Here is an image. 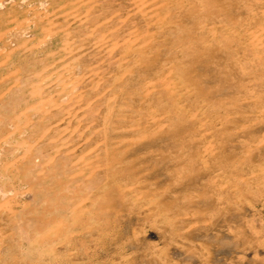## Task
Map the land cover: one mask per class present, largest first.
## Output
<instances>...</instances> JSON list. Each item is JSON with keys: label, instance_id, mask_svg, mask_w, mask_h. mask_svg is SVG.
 Here are the masks:
<instances>
[{"label": "rangeland", "instance_id": "1", "mask_svg": "<svg viewBox=\"0 0 264 264\" xmlns=\"http://www.w3.org/2000/svg\"><path fill=\"white\" fill-rule=\"evenodd\" d=\"M263 75L264 0H0V264H264Z\"/></svg>", "mask_w": 264, "mask_h": 264}, {"label": "bare ground", "instance_id": "2", "mask_svg": "<svg viewBox=\"0 0 264 264\" xmlns=\"http://www.w3.org/2000/svg\"><path fill=\"white\" fill-rule=\"evenodd\" d=\"M66 1V0H65ZM73 1V0H72ZM81 1V0H80ZM84 1V0H83ZM58 2V1H57ZM77 2V1H76ZM90 2V1H89ZM132 2V1H131ZM65 3V2H64ZM21 4V3H20ZM66 4V3H65ZM68 4V3H67ZM75 4V3H74ZM86 4V3H85ZM77 5V4H76ZM85 6V5H84ZM93 6V5H92ZM71 7V6H70ZM53 8V7H52ZM77 8V7H76ZM84 8V7H83ZM70 9V8H69ZM73 9H74V7H73ZM88 9V8H87ZM45 10V9H44ZM90 10V9H89ZM48 12H49V10H48ZM58 13V12H57ZM14 14V13H13ZM78 15V14H77ZM80 15V14H79ZM87 15V14H86ZM113 16V15H112ZM50 17V16H49ZM45 19V18H44ZM37 20V19H36ZM46 20V19H45ZM108 20V19H107ZM41 21V20H40ZM81 21V20H80ZM35 22H37V21H35ZM19 23V22H18ZM34 23V22H33ZM43 23H44V21H43ZM73 23V22H72ZM41 24V23H40ZM45 24V23H44ZM51 24V23H50ZM71 24V23H70ZM128 24V23H127ZM35 25V24H34ZM98 26V25H97ZM22 27V26H21ZM35 27V26H34ZM44 27V26H43ZM84 27V26H83ZM15 29V28H14ZM16 29H17V27H16ZM24 29V28H23ZM60 29V28H59ZM86 29V28H85ZM50 30V29H49ZM40 31H41V29H40ZM54 31V30H53ZM55 32V31H54ZM12 34V33H11ZM25 34V33H24ZM2 35V34H1ZM41 35V34H40ZM211 35V34H210ZM48 36V35H47ZM69 36V35H68ZM129 37H131V36H129ZM66 39V38H65ZM47 40V39H46ZM260 41V40H259ZM7 43H8V41H7ZM115 43H116V41H115ZM121 43V42H120ZM8 53V52H7ZM235 54V53H234ZM4 58V57H3ZM97 65V64H96ZM214 65V64H213ZM240 65V64H239ZM49 67V66H48ZM11 68V67H10ZM47 68V67H46ZM45 69V68H44ZM54 76V75H53ZM264 76V75H263ZM43 77V76H42ZM50 77V76H49ZM242 82V81H241ZM243 83V82H242ZM237 87H238V85H237ZM11 90V89H10ZM79 90V89H78ZM235 90H236V88H235ZM145 91V90H144ZM143 91V92H144ZM148 92V91H147ZM258 93V92H257ZM70 98V97H69ZM230 98H232V97H230ZM234 98V97H233ZM264 104V103H263ZM61 105V104H60ZM245 105V104H244ZM247 106V105H246ZM256 106H257V104H256ZM240 108V107H239ZM249 108V107H248ZM235 109V108H234ZM246 109V108H245ZM262 109V108H261ZM248 110V109H247ZM250 110V109H249ZM248 112V111H247ZM257 112V111H256ZM234 113V112H233ZM258 113V112H257ZM25 114V113H24ZM245 116V115H244ZM255 116H257V115H255ZM259 116V115H258ZM241 118V117H240ZM239 118V119H240ZM256 118V117H255ZM21 119V118H20ZM244 119V118H243ZM246 120V119H245ZM250 120V119H249ZM248 120V121H249ZM252 120V119H251ZM250 120V121H251ZM18 121H21V120H19L18 119ZM247 121V122H248ZM16 122V121H15ZM244 122V121H243ZM14 126V125H13ZM8 133V132H7ZM10 135H11V132H10ZM8 139V138H7ZM41 139V138H40ZM0 140H2V139H0ZM4 140V139H3ZM39 140V139H38ZM262 140V139H261ZM0 143H1V141H0ZM260 143V142H259ZM2 144V143H1ZM37 147V146H36ZM13 171V170H12ZM1 174V173H0ZM57 177V176H56ZM41 182V181H40ZM46 185V184H45ZM89 185V184H88ZM8 186H9V184H8ZM87 190V189H86ZM3 192V191H2ZM12 197V196H11ZM10 213V212H9ZM50 215V214H49ZM48 215V216H49ZM67 215V214H66ZM19 220V219H18ZM34 222V221H33ZM70 222V221H69ZM13 230V229H12ZM86 243V242H85ZM69 245V244H68ZM83 248V247H82ZM54 253H55V251H54ZM30 255V254H29ZM25 256V255H24ZM46 257V256H45ZM40 260V259H39ZM31 261V260H30ZM2 262V261H1ZM70 262V261H69ZM47 263V262H46ZM59 263H60V261H59Z\"/></svg>", "mask_w": 264, "mask_h": 264}]
</instances>
